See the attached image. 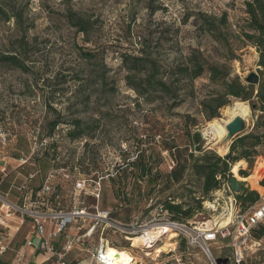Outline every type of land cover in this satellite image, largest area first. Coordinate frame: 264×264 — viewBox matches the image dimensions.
Instances as JSON below:
<instances>
[{
  "label": "rangeland",
  "instance_id": "obj_1",
  "mask_svg": "<svg viewBox=\"0 0 264 264\" xmlns=\"http://www.w3.org/2000/svg\"><path fill=\"white\" fill-rule=\"evenodd\" d=\"M245 1L158 0L155 7L159 11L151 14L144 0H7V8L21 13L23 20L18 25L15 20L6 23L0 18V53L20 54L19 46L23 45L22 58L29 71L24 73L0 64V125L18 136L6 147L11 159L29 156L33 148L37 150L33 165L20 170L22 180L36 173L33 185L39 187L49 171L66 170L69 178L58 175L55 184L64 209L71 211L79 203L72 192L81 176L95 179L97 175H114L103 183L100 208L111 212L112 217L122 223H129L137 215L144 222L150 221L147 197L156 196L162 202L178 188L164 192L163 180L150 186V176L138 178L137 168L130 164L135 162L138 154L146 159L151 156L155 164L152 175L157 171L161 175L171 172L163 156L164 144L181 148L189 145L184 128L191 124L187 116L196 120L197 126L191 125V131L200 134L205 147L226 156L230 143L223 141L215 145L210 125L214 121L228 120L233 105L239 101L222 109L218 119L208 122L200 103L211 88L207 87V77H203L194 83V95L184 92L182 103L175 109H170L171 103L165 102L148 105L126 85L120 54L136 53L142 42L149 39L154 48L159 46V59L166 66L179 63L183 53L191 48H201L214 57L223 50L196 30L193 19L187 24H183V19L197 12L209 16L227 12L233 25L243 27ZM2 2L6 0H0ZM69 8L91 20L88 34L78 32L68 23L66 12ZM89 51L99 52L101 56L105 51L103 62L110 71L104 80L92 76L99 72L100 66L86 62L82 57V52ZM238 55L241 60L232 63L233 71L246 83L249 75L261 70L259 54L255 48L247 46ZM247 119L246 133L254 125L251 108ZM57 120L60 123L53 130L51 124ZM78 120L85 123L87 135L73 141L68 135L75 130L74 122ZM158 136L161 137L159 142L156 141ZM261 154L263 159L258 158L251 172L259 177L257 187L248 182V177L239 181L257 191L262 198L264 188L260 181L264 177V148ZM55 157L57 161L53 160ZM10 162L17 166L14 161ZM12 166L8 168L9 182L14 179ZM233 167L232 173L236 176L241 169L248 170L245 161L238 171L234 172ZM117 172L118 176L115 175ZM9 182L0 187L1 193H7ZM92 204L93 201L86 202L87 206ZM224 209L227 211L226 205L215 202V197L205 200L202 210L195 212L189 221L190 227H200L208 221L221 222ZM211 225L209 223L208 228ZM107 239L119 250L129 251L136 264H212L199 247L187 244L182 251L180 237L172 242H160L158 246L166 245L168 251H172L163 252L159 257L154 251L149 257L145 255L146 250L131 251L130 245L117 233L109 232ZM216 243L211 245L214 258L231 257V238H218ZM92 253L87 255L92 260L89 264H97ZM244 264H264V249L255 254L248 253Z\"/></svg>",
  "mask_w": 264,
  "mask_h": 264
},
{
  "label": "trees",
  "instance_id": "obj_2",
  "mask_svg": "<svg viewBox=\"0 0 264 264\" xmlns=\"http://www.w3.org/2000/svg\"><path fill=\"white\" fill-rule=\"evenodd\" d=\"M144 1L151 14L159 11V8L155 7L158 0ZM244 6L246 17L243 27L237 28L233 25L227 12L220 16H209L197 12L188 14L183 19V24L193 19L196 30L211 38L220 47V51L223 50L214 57L209 56L212 54H206L201 48H191L183 53L179 63L166 66L159 59V46L154 48L153 42L149 39L142 42L141 49L136 53L122 52L120 54L126 85L148 105L165 102L167 105L171 103L170 109H175L182 103L183 93L187 91L189 95H194V83L198 79L207 77L209 81L207 87L211 88V91L200 105L208 122L218 119L220 111L235 101L247 103L254 117L253 129L237 138L224 157L205 147L200 141V134L191 131V125L197 126L196 120L187 116L191 124H186L184 128L189 145L181 148L170 146L167 142L164 144V148L172 152L176 160V166L171 172L161 175L157 171L152 175L155 164L151 156L146 159L138 154L137 160L130 164L137 168L138 178L150 176V186L163 180L164 192L171 191L174 187L178 188V191L170 192L171 194L161 202L174 221L189 222L195 212L202 210L203 202L214 198L215 193L222 189V185L227 183L230 177L235 176L240 181L242 178L249 177L258 158L263 157L261 150L264 148V80L262 79L264 75V0H246ZM7 7H9L7 0L0 3L1 20L6 23L15 20L19 25L23 20L22 14L15 13L13 9ZM66 19L78 32L89 33L92 23L87 17L69 8ZM234 28L237 31H234ZM247 46H252L259 54L258 67L261 70L258 71L259 82L254 85L245 83L240 76L235 75L232 66L233 62L241 60L238 52ZM19 49L20 54L0 53V64L26 73L29 70L22 58L25 53L24 46L20 45ZM104 53L105 51L103 56L99 52L92 51L81 54L86 62H95L100 66L99 72H95L92 76L101 80H104L106 73L110 71L103 62ZM59 123L58 120L53 122L52 129L54 130ZM74 123L75 130L68 135L73 141L87 135L85 123L80 120ZM46 158L48 159L49 155ZM53 160L58 159L55 157ZM241 161H245L248 170L241 169L236 176L232 173V167ZM45 163L44 169L47 167ZM260 186L264 188V177L260 181ZM235 197L241 213L248 212L261 201L260 194L244 184L243 190L235 194ZM253 237L256 240L264 239V228L259 226L254 229ZM180 244L181 250L184 251L187 242L180 239ZM112 247L120 249L115 245ZM219 259H225V257H218L216 261Z\"/></svg>",
  "mask_w": 264,
  "mask_h": 264
},
{
  "label": "built area",
  "instance_id": "obj_3",
  "mask_svg": "<svg viewBox=\"0 0 264 264\" xmlns=\"http://www.w3.org/2000/svg\"><path fill=\"white\" fill-rule=\"evenodd\" d=\"M17 137L4 125H0V146L2 148L0 151V187L9 177L8 168L12 165L10 161H14L20 168L33 165L32 162L36 158V148L32 149L29 156L18 159L10 158L6 147L10 140L17 139ZM160 139L161 137L158 136L156 141L159 142ZM163 156L169 169L173 170L176 160L172 152L166 150L163 152ZM61 174L69 178L64 169L49 171L38 189L31 187V183L37 176L36 173L29 175L16 186L20 195V203L12 202L9 192L3 194L0 191L1 239L9 238L12 232H18L29 219L33 225L34 235L41 238V249L44 253L53 255L56 258V264H70L66 262V257L75 250L91 251L97 264H108L110 261L107 253V248L110 246L107 239L109 232L122 236L130 245L131 251L140 249L144 252L146 250L147 257L152 255L153 251L156 257H159L161 253H156V246L158 247L163 240L168 241L172 233L176 235L173 241L180 237L189 246L201 248L212 264H217V261L212 255L211 245L217 244L218 238L233 240V253L231 257L227 258L229 264H244L248 253L255 254L264 249V239L256 240L253 237L254 229L259 226L264 228V196L257 206L246 213H241L235 194L230 189L228 182L224 183L222 189L214 195L215 202L221 201L227 207V211L224 209V215L220 217L221 222H203L200 227L195 226L192 229L189 222L181 223L172 220L170 213L156 196H149L146 199L147 211L152 217L150 221L144 222L138 215L133 216L129 223H122L114 219L111 212L105 211L99 206L103 183L114 175H97L95 179L81 176L76 181L72 192L73 198L79 203L71 211H66L62 204V197L57 194V185L55 184L56 176ZM115 175L118 176V172ZM88 201H93L94 204L87 206L86 202ZM222 220H227L225 227L221 226ZM209 223L212 224L210 228H208ZM48 227L51 228L49 232H47ZM150 229H157L158 234L149 236ZM138 236L145 237V241L136 247L133 245V240ZM96 237L97 243L94 244ZM59 239L61 245L58 247L54 245L53 241ZM248 244L250 247H247ZM33 245L32 240L27 242V246L32 247ZM5 251L6 246L1 243L0 253ZM17 264H26L22 253H19L17 257Z\"/></svg>",
  "mask_w": 264,
  "mask_h": 264
},
{
  "label": "crops",
  "instance_id": "obj_4",
  "mask_svg": "<svg viewBox=\"0 0 264 264\" xmlns=\"http://www.w3.org/2000/svg\"><path fill=\"white\" fill-rule=\"evenodd\" d=\"M263 159V157H260ZM12 166V165H11ZM26 168L17 166H12V177L13 181L8 180V177L5 183L9 182L10 188L7 192L10 193V200L12 202L20 203V195L16 190V186H18L23 180L21 175V169ZM10 175V174H9ZM21 180L19 181V178ZM34 181L31 183V187L33 189L40 188L33 185ZM14 187V189H13ZM51 230L48 227L47 232ZM32 240L34 245L31 247L27 246V242ZM3 243L6 246V251L4 253H0V264H17V257L19 253L24 255V262L26 264H56V258L51 254H46L40 247L41 238L38 235H34L33 233V225L31 220L27 219L25 224L20 228L18 232L10 233L9 238H0V244ZM55 246L61 245V240L53 241ZM91 251H79L75 250L69 253L66 257V262L70 264H89L92 260L91 258H87ZM86 254V255H85ZM90 261V262H89Z\"/></svg>",
  "mask_w": 264,
  "mask_h": 264
},
{
  "label": "bare ground",
  "instance_id": "obj_5",
  "mask_svg": "<svg viewBox=\"0 0 264 264\" xmlns=\"http://www.w3.org/2000/svg\"><path fill=\"white\" fill-rule=\"evenodd\" d=\"M233 109L230 115V118L228 120H222V121H212L213 123L210 125V128L212 130V134H213V143H215V145L226 141V137H227V131H226V126L236 117H241L244 119V121L247 119V117L250 115V108L245 104V103H241V102H237L233 105ZM229 109V108H227ZM230 114V113H229ZM248 120V119H247ZM209 126V125H208ZM208 133V132H207ZM214 145V144H213ZM243 161L238 162L234 165L233 167V171L236 172L240 169V167L242 166ZM234 174V173H233ZM259 177L257 174H252L250 177L247 178L248 182L252 184V186L257 187L258 184V180ZM227 225V220H225L222 223V227ZM167 228V227H166ZM157 229H153V230H149V236H153V234H158ZM166 232H169L168 230H166ZM176 237L175 233H172L170 236V239H168V242H172L173 239ZM153 238V237H150ZM145 241V237L142 236H138L136 237L133 242H134V246H138L141 242ZM158 246L156 247V253L160 254L162 252H169L167 247H162ZM107 253H108V257L110 259V261L108 262V264H136V259L134 258V256L127 250H119L117 248L112 247L111 245L108 246L107 248Z\"/></svg>",
  "mask_w": 264,
  "mask_h": 264
},
{
  "label": "water",
  "instance_id": "obj_6",
  "mask_svg": "<svg viewBox=\"0 0 264 264\" xmlns=\"http://www.w3.org/2000/svg\"><path fill=\"white\" fill-rule=\"evenodd\" d=\"M246 83L249 85L258 84L259 82V75L256 73H252L246 78ZM246 125L245 121L241 117L234 118L227 126V137L226 142L231 144L239 137L246 134ZM230 189L234 194H239L243 190V184L235 177H230L228 180ZM217 264H228V259H219L217 260Z\"/></svg>",
  "mask_w": 264,
  "mask_h": 264
}]
</instances>
